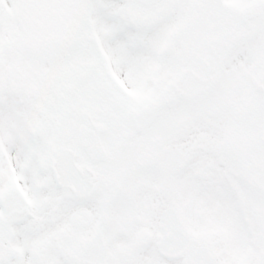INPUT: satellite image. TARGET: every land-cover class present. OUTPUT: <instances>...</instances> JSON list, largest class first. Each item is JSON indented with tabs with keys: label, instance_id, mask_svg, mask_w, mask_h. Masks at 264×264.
<instances>
[{
	"label": "snow or ice",
	"instance_id": "6c2138e0",
	"mask_svg": "<svg viewBox=\"0 0 264 264\" xmlns=\"http://www.w3.org/2000/svg\"><path fill=\"white\" fill-rule=\"evenodd\" d=\"M0 264H264V0H0Z\"/></svg>",
	"mask_w": 264,
	"mask_h": 264
}]
</instances>
